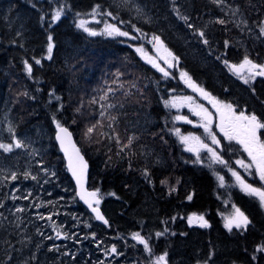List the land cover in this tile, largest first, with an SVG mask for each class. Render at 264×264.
<instances>
[{"label":"trees","instance_id":"1","mask_svg":"<svg viewBox=\"0 0 264 264\" xmlns=\"http://www.w3.org/2000/svg\"><path fill=\"white\" fill-rule=\"evenodd\" d=\"M97 5L100 13L111 12V21L124 31L137 34L139 29L146 36H159L178 57L172 75L164 78L123 38L91 36L78 28L77 18ZM58 6L64 13L51 24ZM219 19L226 23H218ZM261 26L264 0H0V140L8 141L12 134L6 128L11 125L26 144L8 153L0 149V160L17 179L33 173L41 180L47 174L40 168L55 165L51 177L60 176L74 190L55 141V124H65L89 163L88 186L99 189L108 220L104 224L94 219L79 202L76 210L83 219L89 217L91 225L95 222V231L119 236L139 231L148 237L153 252L173 244L170 247L181 252V264H192L201 250L202 259H218L213 256L218 253L226 262L264 264V252L257 251L264 243V208L259 199L230 184L220 187L212 169L182 148L165 106L171 91L186 88L178 74L185 70L237 112H254L264 122V77L246 84L228 68L245 55L264 65ZM197 30L205 33L203 38ZM49 35L54 45L51 59L47 58ZM204 39L209 43L204 44ZM25 61L32 65L31 74ZM125 64L139 75L127 74ZM97 121L101 126L91 137L83 136L87 125ZM189 129L183 124V131ZM128 137L135 139L121 151ZM162 180L167 183L161 184ZM4 181L0 180V203L6 198ZM219 197L229 198L243 210L250 220L246 229L225 228ZM192 213L204 214L209 226L187 225L185 217ZM39 216L33 213L21 225L29 237V264H64V248L59 242L52 244L44 233L48 226L40 224ZM0 223L4 226L0 264H11L14 258L8 247L16 236L9 222ZM86 227L78 220L70 226L81 234ZM165 229L166 235L157 238L156 233ZM55 245L60 248H52Z\"/></svg>","mask_w":264,"mask_h":264},{"label":"rangeland","instance_id":"2","mask_svg":"<svg viewBox=\"0 0 264 264\" xmlns=\"http://www.w3.org/2000/svg\"><path fill=\"white\" fill-rule=\"evenodd\" d=\"M59 8L63 7L58 6L55 10ZM110 18L111 16H108L107 13H100L99 10H97L95 16H93L91 11L88 15L77 18V24H79L81 20H84L86 21L87 27L97 32H102L105 23L115 24ZM115 25L119 27L117 24ZM119 28L121 31H124L121 29V27ZM154 36L155 35L146 36L143 33L137 31V34L129 33L128 36L114 35L110 37H120L130 43L142 60L153 66V63L149 62V60H152L159 66V68H163L164 71L168 73L167 76H165L164 72L160 71L158 67L153 66L163 75L164 78H166L172 75L173 70L178 64V60L173 59V57H175L174 54L165 46L162 39L160 38L162 44L158 43L153 40ZM138 49H141L142 51H138ZM169 53H171V55H169ZM254 63L258 64L256 62ZM233 64L235 63L228 64V68L232 73L240 77L242 80L249 79V66L233 70L230 68V65ZM240 64L241 62L236 63L235 65ZM124 71L127 74L133 76L139 75V72L131 67L130 64L124 65ZM256 71H259V69H251V72L253 73ZM181 73L187 72L185 70H178L179 77L183 81L186 88L184 90L182 89L174 92L171 91L166 101H172L173 97L177 98V106L173 107L171 104H169L167 107L172 115V123L175 125L172 129V132L178 138L182 148L191 154L196 162L207 165L212 169L220 187H225L227 184H230L241 189L235 177L232 176V171L239 172L244 180L247 183L252 184L253 187H260L261 181L259 180V177L255 175V169L253 168L251 170L253 174L250 175L249 172L245 170V168L236 163L237 160H244L247 164L250 162V158L243 150V147L235 140L229 141L224 138L223 133L220 132L219 128L217 127V124L219 123V116L216 113V109L213 107L211 100L206 99L200 94V92L195 91L193 87H190L188 83H185L186 78L182 79ZM188 76L191 77L189 74ZM258 77L264 76L256 75L254 79H249V82L255 80ZM191 82L210 93L203 86L194 81L192 77ZM210 96L214 97L218 101L230 103L218 99L212 93H210ZM185 97H192V100H186L184 99ZM198 105H202L203 108H206L208 112L212 113L211 130L216 134L217 139L220 141L219 145L212 144L210 136L205 132L204 127L201 126L203 123L201 117L195 115V111H199V108L197 107ZM177 116L187 117V120H177L175 119ZM188 120L192 121V123H188ZM183 124L189 125L191 129H189L187 132L183 131ZM6 129L8 131V128ZM177 129L179 132H177ZM190 134L193 136H199L205 144L213 147L222 158L224 163L214 162L211 159V154L207 151V149H200L199 158L197 157V153L195 151H189V147L195 148L198 147V145L195 141H190L189 144H185L181 140V137L189 136ZM83 136L87 137L85 133ZM15 137L16 139H20V137L17 135H15ZM0 143H14L12 135L8 141L0 140ZM234 146L240 149V151H237ZM54 166L55 165H50L40 168L43 174H47L43 176L41 180L35 177L34 180L30 181L33 179L32 177H34L33 173L29 174L27 178H18L13 180L11 179V173L7 170L5 163L0 160V180H6L4 181V186L6 187V198L0 203V221H4L5 224L9 222L10 225L8 227L14 232L13 237L16 236V239H14V241L8 247V249L11 248L10 257L12 258L13 256L14 258L11 264H29V237L27 236L26 232H24V229L21 227V225L26 221V219L29 220L28 218L31 217L33 213L36 215L37 212L38 216L41 214L39 216V220L41 221L40 224L42 226H48L46 229H44V233L47 234V237L52 240V244H54V242H59L62 248H64L62 250L65 260V262H63L64 264H155L156 258L165 252H167V264H181V252H179L178 249H172L170 246L173 244L167 243L161 247L162 251H151V253H148L145 251L143 244L133 239L132 234L135 232L119 236L111 235V233L110 235H106L105 233L107 231L104 230L101 234L100 232L95 231L97 228L95 222L92 226V230H90L92 224L90 218L86 217L83 219L80 213L76 210L78 209L79 201L75 193V187L74 190H72L70 185L66 181L62 180L60 176L51 177L55 171ZM8 174L9 176L6 177ZM220 177L224 178L223 184H221ZM23 180L30 182L23 183ZM53 189L56 192V195H50L52 193L51 190ZM98 196L101 200L99 193ZM219 198L222 202L223 210L221 211V215L225 225V218L231 215L234 211L233 205H235V207L239 208L241 211L243 210L235 203L230 201L229 198ZM17 209H23V211H17ZM193 214L194 213L186 215V223L187 225L191 226H199L198 223L189 224L188 218L192 217ZM195 214H197V216L203 215L204 219H206L204 214ZM92 217L94 216L92 215ZM94 219L96 218L94 217ZM76 220L84 223V225L87 226V230L83 234L79 233L76 229L70 228L72 223L75 225ZM3 230L4 226L0 225V231ZM57 232L61 234L59 237H57ZM93 233H95L94 237L92 235ZM139 233L148 240L146 235L142 234L141 232ZM113 245H115L117 249V252L115 253L111 252V247ZM52 248L59 249L60 245L52 246ZM164 248L166 250H164ZM217 254L213 253V256L218 259H212L210 256L207 259H202L201 250L200 255H195L197 256L196 259L189 260H191V262L193 261L192 264H235L232 262H226L222 258H219ZM40 264H43V262L41 261Z\"/></svg>","mask_w":264,"mask_h":264},{"label":"snow or ice","instance_id":"3","mask_svg":"<svg viewBox=\"0 0 264 264\" xmlns=\"http://www.w3.org/2000/svg\"><path fill=\"white\" fill-rule=\"evenodd\" d=\"M214 2H220V0H214ZM99 8V5L96 6V8L93 9L92 15L95 16L97 9ZM63 8H59L55 10V12L52 15L51 18V24H55L61 19V16L63 14ZM108 16H111L112 13L108 12ZM43 19V17H42ZM181 19L185 20V22L188 21L187 16H182ZM220 24L226 23L225 20L219 19L217 21ZM190 28L193 27V25H188ZM78 28H82L85 32H87L91 36H96L100 34L108 35V36H114V35H120V36H128V32L121 31L119 27H117L115 24H109L105 23L104 29L102 32H97L89 27L86 26V21L81 20L80 23L77 25ZM137 31H140L137 29ZM198 34L201 38L204 37L205 33L202 30H197ZM261 35H264V26L260 27ZM153 40L161 43L159 36H154ZM53 37L51 35L48 36V45H47V53L48 59L52 58V51H53ZM204 44H208V40H203ZM227 41L225 44L227 45ZM138 51H142L141 49H138ZM171 55V53H169ZM173 59L178 60V57H173ZM150 63H153L154 67L159 66L155 64L154 61L149 60ZM36 64H40V60H35ZM225 64L227 65L228 62L225 61ZM245 66H249L250 69V77L249 79H254L256 75L264 76V65L261 64H255L247 55L244 56L243 61L240 65H230V68L235 70L238 68H244ZM25 68L26 71L31 74L32 72V65L29 64L27 61H25ZM251 69H259V71L251 72ZM160 71L164 72L165 76L168 75L167 72L164 71L163 68H159ZM181 78L185 79V83H188L190 87H193L195 91L200 92L201 95H203L206 99H210L212 102L213 107L216 109V113L219 116V123L217 124V127L219 128L220 132L223 133L224 138H226L229 141L235 140L238 144H240L243 147V150L247 153L248 157L250 158L249 163H245L244 160H237L236 163L241 165V167L245 168L246 171L249 172L250 175L253 173L251 170L255 169V175L259 177V180L261 181L260 187H253L252 184L247 183L244 178L240 175L239 172L232 171V176L235 177L236 181L238 182L240 188L245 191L247 194L258 197L261 207H264V139L261 138V130H264V122L261 121L260 118L257 117V115L253 112L250 114H246L245 111L241 110L237 113L235 107L231 103H224L221 101L216 100L214 97L210 96V93L206 92L203 88H200L196 86L193 82H191V77L188 76L187 73H181ZM249 79H245L244 82L247 84L249 83ZM111 91V89H109ZM24 95H27V93H24ZM105 97H101V99H104ZM57 99H59L57 97ZM176 99L173 97L172 101H165V106H168L171 104V106L175 107L176 105ZM184 99L191 101L192 97H185ZM111 107V105H109ZM199 108V111H195V115L201 117V120L203 121L202 127H204L205 132L208 133V135L211 138V142L214 145H219L220 141L217 139L216 134L212 132L211 130V124H212V113L208 112L206 108H203L202 105L197 106ZM79 111V109H77ZM105 113L102 111L100 113L101 117H104ZM109 120L114 121L116 118L109 116ZM175 119L177 120H187V117L184 116H177ZM188 123H192V121L188 120ZM98 126H101V122L97 121L96 124H93L92 126L87 128V131L85 135L87 137H91V134L97 129ZM56 127L58 129L57 131V140L61 142V147L64 148L66 155H68V147L65 144V141L68 140L70 142V136L71 134L68 132V129L63 127L59 122H57ZM109 128L112 127L111 124L108 125ZM9 133L12 134V138L14 140V143H0V149H2L4 152H12L14 148H23L26 147V144L23 140L16 139L15 137V128L11 125L8 128ZM113 131H115L113 129ZM177 132L179 130L177 129ZM101 135H107L106 133H101ZM110 139L113 137H109ZM114 139L116 140L117 144H120V137L119 135H115ZM135 137H128L127 144H124L121 147V151L124 150V148H129ZM181 140L185 144H189L190 141H195L198 147H189V151H195L197 153V157L199 158V151L201 148L207 149V151L211 154V159L214 162H220L224 163L222 158L219 156L217 151L210 147L208 144H205L199 136H182ZM73 155H69V168L73 173V176L76 177L77 184L81 187V199L85 200V203L88 204L90 208H92V211L96 213V219L103 221L104 224H108V220L105 219V217L100 213L99 211V203L100 200L98 198V192L99 189L93 191V192H87L83 189V182H84V174L87 168L86 163L83 160V157L79 154V149L75 148V145H72ZM119 155V153H117ZM231 170V169H230ZM25 178L28 177V173H25ZM147 170H145V176L147 177ZM35 179V177H32ZM11 179L15 180L17 179L16 173L11 174ZM223 177H220L221 184H223ZM166 180H162L161 184H166ZM174 190V189H171ZM111 195H115V193H111ZM188 200L192 199V196L189 195L187 197ZM93 201H95V207L93 206ZM233 213L225 218V228L228 229L229 232L232 231V229L235 227L236 229H246L247 226L250 224V220L247 215L243 211H241L239 208L235 207L233 205ZM17 211H23V209H17ZM43 218V217H41ZM189 224L198 223L200 227H208V221L204 219L203 215L196 216V214H193L192 217L188 218ZM167 232V229H165L164 232H157L156 236L160 237L163 236ZM61 234L57 232V237H59ZM93 237L95 236V233L92 234ZM132 237L134 240L138 241L139 243L143 244L144 249L146 252L151 253L152 249L149 245L148 240L142 236L139 232H135L132 234ZM257 251L264 252V243L260 244L257 247ZM111 252L115 253L117 252V249L115 245L111 247ZM167 252L163 253L162 255L158 256L155 260V264H167ZM255 259V257H253Z\"/></svg>","mask_w":264,"mask_h":264},{"label":"water","instance_id":"4","mask_svg":"<svg viewBox=\"0 0 264 264\" xmlns=\"http://www.w3.org/2000/svg\"><path fill=\"white\" fill-rule=\"evenodd\" d=\"M61 125L63 127H65V128H67L68 129V132L71 134V136H70V142L68 140L65 141V144L68 147V155H66L64 148L61 147V142L59 140H57V138H56L57 131H58L56 125H55V141L57 143V146H58L61 154L63 155V158H64V161H65V165H66L68 174L70 175V177H71V179L73 181V184H74V187H75V193H76V196H77L79 202L82 203L88 209V211L96 218V213L92 211V208H90L87 203H85V200L81 199V195H80V193H81V187H80V185L77 184L76 177L73 176V173H72V171L69 168V155H73V157H74L72 145H75V148L76 149H79V154H80V156L83 157V160H84V162L87 165V168H86V171H85V174H84L83 189L85 191H87V192H93L96 189L95 188H89V186H88L89 163H88L85 155L83 154V152H82V150H81V148H80V146H79V144H78V142H77V140H76V138H75L72 130L67 125H65V124H61ZM98 198H99V196H98ZM99 200H100V198H99ZM93 206L94 207L96 206L95 205V201H93ZM98 207H99L100 213L105 217V219H107L106 216H105V214H104V212L102 211V208L100 206V203H99ZM196 216H197V214H196ZM99 221H101V220H99ZM101 222H103V221H101Z\"/></svg>","mask_w":264,"mask_h":264},{"label":"flooded vegetation","instance_id":"5","mask_svg":"<svg viewBox=\"0 0 264 264\" xmlns=\"http://www.w3.org/2000/svg\"><path fill=\"white\" fill-rule=\"evenodd\" d=\"M92 226H93V225H91V228H90V230H92Z\"/></svg>","mask_w":264,"mask_h":264}]
</instances>
